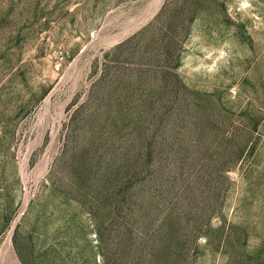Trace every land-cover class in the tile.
<instances>
[{
  "label": "rangeland",
  "instance_id": "rangeland-1",
  "mask_svg": "<svg viewBox=\"0 0 264 264\" xmlns=\"http://www.w3.org/2000/svg\"><path fill=\"white\" fill-rule=\"evenodd\" d=\"M0 264H264V0H0Z\"/></svg>",
  "mask_w": 264,
  "mask_h": 264
}]
</instances>
